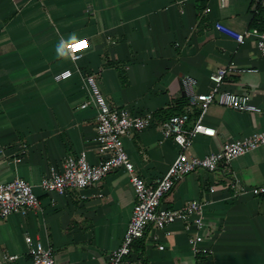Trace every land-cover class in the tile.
<instances>
[{"label": "crops", "instance_id": "0c3cea01", "mask_svg": "<svg viewBox=\"0 0 264 264\" xmlns=\"http://www.w3.org/2000/svg\"><path fill=\"white\" fill-rule=\"evenodd\" d=\"M217 22L237 32L254 28V22L264 29V5L260 0L223 5L220 0H0V184L21 177L40 200L34 210L0 219V264H32L28 236L51 247L56 264H108L123 241L136 203L123 169L68 195L41 187L67 156L86 151L89 163L101 160L94 140L97 109L93 104L82 108L90 99L87 77L95 76L112 107L153 114L150 128L123 139L147 185L155 186L180 153L159 124L186 110L184 76L196 79L197 90L207 93L213 86L210 75L227 68L221 90L247 94L262 110L213 103L204 123L216 135L196 136L189 155L205 157L226 142L264 131V57L254 37L238 44L216 29ZM73 33L90 43L77 61L57 53ZM65 70L72 75L57 81ZM197 113L192 112L188 127ZM262 184L264 146L214 172L184 176L161 207L181 209L203 201L202 246L210 253L196 254L189 242L193 226L188 231L177 221L163 231L150 224L134 242L140 250L133 259L144 264H264V197L251 193Z\"/></svg>", "mask_w": 264, "mask_h": 264}, {"label": "built area", "instance_id": "2783aa9c", "mask_svg": "<svg viewBox=\"0 0 264 264\" xmlns=\"http://www.w3.org/2000/svg\"><path fill=\"white\" fill-rule=\"evenodd\" d=\"M222 5L226 0H220ZM264 5V0H260ZM209 8L204 10L205 13ZM217 30L232 37L238 44L254 37L257 48L264 57V29L250 28L244 32H237L221 22L215 23ZM80 39L78 41H83ZM87 43L90 45L88 39ZM84 50L67 48V55L73 61L79 60ZM228 74L227 68H219L210 75L213 86L207 93L197 90V81L191 76L181 79L182 88L188 99V106L181 114L172 115L161 122L159 127L165 138H172L180 147V153L167 173L161 177L155 186L147 185L144 178L138 173L130 160L123 145L124 137H129L136 132L144 131L153 125L154 116L151 112L134 114L128 108L112 107L103 97L96 84L94 75L87 77L90 87V99L82 108L93 104L97 109L95 142L96 151L100 156L97 164H91L87 160L86 151L77 157L67 156L61 169L52 168L48 177L41 182V187L46 193L68 195L71 191H82L88 187L101 183L110 173L123 169L129 177L135 192L136 203L128 224L123 241L118 249L110 256L108 264H144L133 259L135 252L134 242L145 236L150 224L158 230H165L167 226L177 221L185 223L186 230L193 234L189 238L190 246L196 254L208 255L210 252L203 247L206 220L204 213L205 203L201 200H193L181 209H167L161 207L162 199L172 191L176 183L184 176L198 170L214 172L221 164H228L234 159L264 146V131L254 133L249 137L226 142L218 152H213L205 157L189 155V148L193 139L198 135L213 137L216 130L204 123V117L213 103L221 106L252 113H260L262 110L253 104L247 94H237L221 90V85ZM72 75L70 70H65L55 79L62 81ZM197 109V118L191 127L188 122L192 112ZM255 196L264 197V184L251 188ZM40 200L33 185L21 177H15L12 181L0 184V219L8 218L17 213L25 214L38 208ZM154 242L159 238L156 234L151 236ZM28 253L32 264H56L54 251L51 247L43 245L39 241H33L26 237ZM159 249H164L163 245ZM15 259L14 256L9 257Z\"/></svg>", "mask_w": 264, "mask_h": 264}, {"label": "clouds", "instance_id": "9594fccd", "mask_svg": "<svg viewBox=\"0 0 264 264\" xmlns=\"http://www.w3.org/2000/svg\"><path fill=\"white\" fill-rule=\"evenodd\" d=\"M70 47H74L76 50H84V49H88L90 45L87 43L86 39L83 41H78L76 34L73 33V34H70L69 39L67 41H62L57 46L58 55L61 57L66 56L67 55L66 49Z\"/></svg>", "mask_w": 264, "mask_h": 264}, {"label": "trees", "instance_id": "16d2710c", "mask_svg": "<svg viewBox=\"0 0 264 264\" xmlns=\"http://www.w3.org/2000/svg\"><path fill=\"white\" fill-rule=\"evenodd\" d=\"M253 27L254 28H258V29H262V25H260L259 23H257V22H254L253 23ZM182 112H179V113H176V114H181ZM140 249H139V247H137L136 249H135V252H138Z\"/></svg>", "mask_w": 264, "mask_h": 264}, {"label": "snow or ice", "instance_id": "6c2138e0", "mask_svg": "<svg viewBox=\"0 0 264 264\" xmlns=\"http://www.w3.org/2000/svg\"><path fill=\"white\" fill-rule=\"evenodd\" d=\"M77 47H79V46H77Z\"/></svg>", "mask_w": 264, "mask_h": 264}]
</instances>
